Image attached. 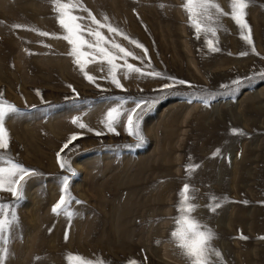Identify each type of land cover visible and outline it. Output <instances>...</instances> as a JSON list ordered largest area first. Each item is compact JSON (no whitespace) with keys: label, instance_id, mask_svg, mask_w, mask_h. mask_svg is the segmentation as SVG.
<instances>
[{"label":"rangeland","instance_id":"1","mask_svg":"<svg viewBox=\"0 0 264 264\" xmlns=\"http://www.w3.org/2000/svg\"><path fill=\"white\" fill-rule=\"evenodd\" d=\"M184 2L81 0L147 49L145 56L100 29L140 57L128 63L161 74L126 77L119 68L117 88L106 62L88 57L82 72L71 45L52 38L66 34L52 0H0V100L18 110L5 118L4 157L34 170L19 199L0 191L4 213L16 217L0 236V250H8L3 264H69L70 254L105 264H189L171 237L185 183L197 205L192 215L215 233L211 243L222 259L213 257L214 264H264V0H249L246 9L251 44L248 29L230 16L220 17L215 37L198 33ZM216 2L231 11L230 0ZM74 14L85 17L84 38L94 40L88 13ZM137 101L146 102L137 109L142 142L127 131ZM112 107L122 112L115 132L102 122ZM57 153L75 175L60 167ZM65 176L71 217L52 212ZM215 202L221 206L212 211Z\"/></svg>","mask_w":264,"mask_h":264},{"label":"snow or ice","instance_id":"2","mask_svg":"<svg viewBox=\"0 0 264 264\" xmlns=\"http://www.w3.org/2000/svg\"><path fill=\"white\" fill-rule=\"evenodd\" d=\"M54 11L58 14V22L62 29L65 31L63 37H52V34L48 32H40L39 34L46 37L62 38L71 45L70 54L74 57V62L79 66L83 72L85 64L88 63V57L92 60L99 58L101 62H106L108 65V76L111 78V82L117 87L122 88V84L117 77V69L125 68V76L131 73H138L140 75H155L160 76V73H144L140 67H136L131 63L127 62L128 57L139 60L140 57L136 56L133 51L122 46L120 43L114 40H109L100 29L106 28L107 31L114 35H120L124 39L128 40L129 43L135 45L136 48L143 50L144 55L147 56V49L137 40L132 39L118 27L113 26L111 23H107L108 18L105 16L103 21L99 20L94 16L90 10L85 8L81 3V0H52ZM249 0H230V12H224L216 0H185L182 7L188 14L190 24L199 33L201 31L210 32L213 37L216 36L217 30L220 27V17L230 16L231 19L241 28L248 29L249 35L245 37L248 43L251 44L250 39L251 29L246 22V9L248 8ZM83 10L88 13V18L91 23L97 27H87L88 35L94 37V40L89 41L84 38L85 25L80 23L85 17L75 15L76 10ZM215 10V12H213ZM15 28H21L22 25H13ZM208 46L212 51H218V48L214 46L213 40L207 41ZM110 44V48L106 45ZM89 49L90 51H84L83 49ZM246 54V53H242ZM117 59H123L124 64L119 65L116 63ZM85 76L89 81H93L94 77L85 72ZM180 84H186L188 82L180 80ZM239 83V82H236ZM174 84L163 85L164 89L173 87ZM146 103L143 101H137L136 106L132 108L127 114V131L130 135H135L137 140L143 141V136L139 128V114L137 109L141 108V104ZM207 105L208 101L204 100ZM18 111L14 105L7 104L0 100V191L7 190L12 195L19 199L21 195L22 181L25 179V175L33 173L34 170H30L11 159H5L4 152L9 148L10 138L8 137L7 130L4 126L6 116ZM133 114L136 115V120L133 118ZM122 112L119 107H112L106 113V118L102 121L109 131L115 132L114 125L119 121V117ZM77 119L73 120V123H77ZM79 127L85 128L86 125L83 123L79 124ZM91 131V129H89ZM239 130H234L238 132ZM101 133L97 132L96 135ZM76 136L69 137V140L64 144L61 151L67 148L72 140H75ZM57 159L62 169H66L75 175L71 166L67 161H60V153H57ZM197 167L196 165L186 166L187 171H193ZM69 177L63 178V184L61 187V196L59 201L53 206L52 212L54 214H60L61 212L66 213L71 217L72 213L68 210V206L74 199L71 193L68 191ZM190 185L185 183L181 190V200L178 205V210L181 213L176 223L179 227L171 232L173 241L177 244L181 250V254L189 261V264H214L213 257L222 259V253L215 249L212 245V240L215 238V233L208 229L205 225H202L199 220L192 215L197 205L194 203V196L190 195ZM79 203V201H77ZM221 205L215 202L214 207L211 208L215 211ZM5 205L0 204V236L4 233L6 228L10 227L11 223L16 219L15 214H12L11 220L4 213ZM67 238V237H66ZM246 239V237H241ZM7 248L0 250V264H3L4 259L7 256ZM67 259L69 264H105L103 260H89L79 255L70 254ZM128 264H138L135 260H129Z\"/></svg>","mask_w":264,"mask_h":264}]
</instances>
